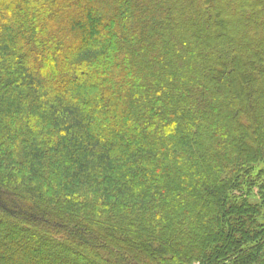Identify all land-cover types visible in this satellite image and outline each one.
<instances>
[{
    "label": "trees",
    "instance_id": "obj_1",
    "mask_svg": "<svg viewBox=\"0 0 264 264\" xmlns=\"http://www.w3.org/2000/svg\"><path fill=\"white\" fill-rule=\"evenodd\" d=\"M245 59L264 0H0V261L264 264Z\"/></svg>",
    "mask_w": 264,
    "mask_h": 264
},
{
    "label": "rangeland",
    "instance_id": "obj_2",
    "mask_svg": "<svg viewBox=\"0 0 264 264\" xmlns=\"http://www.w3.org/2000/svg\"><path fill=\"white\" fill-rule=\"evenodd\" d=\"M224 13V12H223ZM246 62H245V68H243L237 75L234 76V79L238 82V84L241 86V91L243 92H239V96L241 97L240 99H238V96H235L232 94L231 91L232 90V87L228 85H226V83L224 82L227 78V76L225 75V73L223 72L225 70V64H223L224 66V70L222 72H220L218 74V76L216 77V80L218 81V92L220 94V92H222V96H220L218 93H217V96L216 98H223L228 96V99L230 98V95L232 98H235V100L237 101V106L241 107V106H244L245 104H251L252 102L250 101V99L253 97L255 101H259L260 103V106H263V103L261 101H264V92L261 93V96L259 97L258 96V93L257 91H259V88L262 89V84H264V75L262 76H259L257 79L256 77H252V76H247L248 75V72H255L257 69V65H260L259 63H261L260 61H256V62H252L253 59H245ZM249 60V62H248ZM222 60L219 59V61H217V64L218 65H222L221 64ZM261 73H259L260 75ZM161 74L160 73H155V76H160ZM173 75L172 77H174L176 80H178L179 82L182 83L183 87H187L189 86L188 85V81L186 79H183V77H180L177 73L175 74H171ZM184 75V74H183ZM223 76H224V80L221 82V80L223 79ZM186 77V76H185ZM166 80H168L169 82H174V79L172 78H166ZM260 82L259 86L256 85V83L258 81ZM188 82V83H187ZM224 83V84H223ZM262 83V84H261ZM252 89V90H250ZM243 93V94H241ZM230 94V95H228ZM220 96V97H219ZM227 109L226 108L225 110H223V112H221V110L219 109V113L223 114V117H227ZM239 110H243L242 108H240ZM224 122V121H223ZM253 137V136H252ZM253 199V197H252ZM133 240H137V238H132ZM73 251V250H72ZM71 251V254L72 255H75V252H72ZM1 263L0 264H14L13 263V259L9 258L8 261H0Z\"/></svg>",
    "mask_w": 264,
    "mask_h": 264
}]
</instances>
